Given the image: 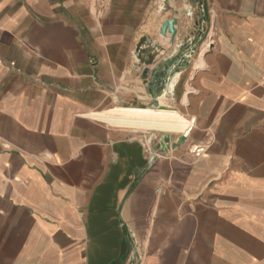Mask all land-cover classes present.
Returning a JSON list of instances; mask_svg holds the SVG:
<instances>
[{"label": "crops", "instance_id": "0c3cea01", "mask_svg": "<svg viewBox=\"0 0 264 264\" xmlns=\"http://www.w3.org/2000/svg\"><path fill=\"white\" fill-rule=\"evenodd\" d=\"M169 2L0 0V264H264V0ZM145 105L152 161L99 118Z\"/></svg>", "mask_w": 264, "mask_h": 264}, {"label": "bare ground", "instance_id": "6f19581e", "mask_svg": "<svg viewBox=\"0 0 264 264\" xmlns=\"http://www.w3.org/2000/svg\"><path fill=\"white\" fill-rule=\"evenodd\" d=\"M99 118L110 125L150 131L151 133L153 131L188 133L191 127L189 122L182 121L179 114L170 108L115 107L105 111Z\"/></svg>", "mask_w": 264, "mask_h": 264}, {"label": "water", "instance_id": "95a60500", "mask_svg": "<svg viewBox=\"0 0 264 264\" xmlns=\"http://www.w3.org/2000/svg\"><path fill=\"white\" fill-rule=\"evenodd\" d=\"M163 4H169V0H163ZM177 12L178 11L175 9L174 13L177 14ZM177 23H178V18L176 16L165 19L161 23L159 33L164 37L167 36V34H169L170 43H173L174 37L177 33V28H176ZM160 50H162V47L159 44V42L154 41L147 34L142 35L139 38L138 42L136 43L133 55L136 60V65L139 68L143 69L142 75L144 77H146L148 72L150 71V66L156 63L157 56ZM185 141H186V134L181 135L176 141L171 143L169 133H164L163 138L160 139V145L164 149H168V147L175 148L181 146L183 143H185Z\"/></svg>", "mask_w": 264, "mask_h": 264}, {"label": "built area", "instance_id": "2783aa9c", "mask_svg": "<svg viewBox=\"0 0 264 264\" xmlns=\"http://www.w3.org/2000/svg\"><path fill=\"white\" fill-rule=\"evenodd\" d=\"M201 10H203L202 6H201ZM155 140H158V137L155 135L154 132L150 133V135L147 136L145 140V151L148 155L149 161H152L154 157L158 155V153L156 152L157 148H155V146L152 145ZM204 151L205 148L203 146L196 145L191 147V152L197 157L202 155Z\"/></svg>", "mask_w": 264, "mask_h": 264}, {"label": "rangeland", "instance_id": "374dc122", "mask_svg": "<svg viewBox=\"0 0 264 264\" xmlns=\"http://www.w3.org/2000/svg\"><path fill=\"white\" fill-rule=\"evenodd\" d=\"M169 4H170V2H169ZM167 5V4H166ZM176 9V8H175ZM175 9H173V14H175L174 13V10ZM178 12H177V14L180 12V10L179 9H176ZM177 14H175V15H177ZM119 103H125V101L123 100V101H120ZM149 106H151V105H145V106H143V107H135V108H164V107H157L156 105L154 106V107H149ZM148 132H150V131H148ZM150 135V133H147V136H149ZM156 135V134H155Z\"/></svg>", "mask_w": 264, "mask_h": 264}]
</instances>
